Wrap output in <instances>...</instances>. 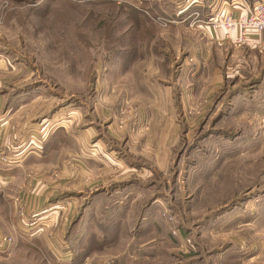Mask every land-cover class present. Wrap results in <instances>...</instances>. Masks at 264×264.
Masks as SVG:
<instances>
[{"label":"rangeland","instance_id":"obj_1","mask_svg":"<svg viewBox=\"0 0 264 264\" xmlns=\"http://www.w3.org/2000/svg\"><path fill=\"white\" fill-rule=\"evenodd\" d=\"M145 10L138 0L1 2L0 54L18 64L6 100L34 105L15 118L20 128L29 118L20 147L39 153L33 170L65 173L56 179L70 193L54 203V225L18 187L0 264H264V241L249 251L243 238L254 210L264 233V43L252 50L239 37V50H224L206 29ZM95 141L131 175L94 211L89 191L75 209V175H88Z\"/></svg>","mask_w":264,"mask_h":264},{"label":"crops","instance_id":"obj_2","mask_svg":"<svg viewBox=\"0 0 264 264\" xmlns=\"http://www.w3.org/2000/svg\"><path fill=\"white\" fill-rule=\"evenodd\" d=\"M5 0H0L1 2H4ZM142 3H144L146 12L153 13L154 16H158L160 18H168V21L171 23L170 26L183 28V26L187 30L196 31L198 29H206L207 32L210 34L211 40H214L213 42H218L219 45H222V48L224 50L227 49V47H231L234 49V51H237L241 44L237 45L235 41H239V34L237 31H229L228 34H226L225 30L228 31L226 28L221 29H214L211 25H209L203 18L206 16L211 17L214 15V13L220 11V10H226L229 13L233 14L234 16H241L245 13L244 9L240 6L241 2H247V3H254L257 0H138ZM149 11V12H148ZM6 12V11H5ZM3 12V13H5ZM2 16V12H0V19ZM2 24V22H0ZM213 29L215 30V34L213 33ZM217 30V31H216ZM206 31L204 30V33ZM212 35V37H211ZM213 38V39H212ZM242 44H247L250 49H256L257 47H260L264 43V33L252 31L249 35V38L245 42H241ZM239 50V49H238ZM203 59V58H202ZM204 60V59H203ZM203 64H205L203 62ZM18 70V64L15 60H12L11 57L8 55H2L0 54V113L3 117V114H7L9 118L7 120H4L3 123H1L0 128V161L2 159H10L12 161V164L9 165H2L0 162V172L4 176V188L0 189V237H2V231L3 229L2 225L5 226H11L14 225L16 220L15 215V204L17 196H19V192H17L18 187L20 186H28L29 196L27 197L26 201L30 204V208L33 210L41 209V208H48L47 214L43 215L41 218L44 219H38V221L45 222V223H52L56 224L57 222H60V224H63L61 221H59V213H57V210H54V203L61 202L63 200L64 196H68L67 194L70 193V191L65 188L63 182L56 179V176L60 178V175L62 177H66V174H55L52 172L47 171H40V170H33L32 167H34L36 159H38L37 155H39L38 152H36L34 149H29V147H20L22 143H24V133L27 128V132L30 129L29 128V118L26 120V125L20 128L19 123H15V118L19 119V112H23L25 109H27L25 112H29L30 114L33 113L32 109L34 105L30 108L29 105H20L19 104V95L17 94L13 100L8 104V96L12 94L10 89V85L7 84L8 81L10 83L11 79L16 75V71ZM27 80H28V74H27ZM23 93H29L28 89L24 90ZM10 94V95H9ZM14 101H17L16 104H13ZM2 121V120H1ZM19 121V120H18ZM44 128L41 130L42 132H45V129L47 126H43ZM20 133H23V137L20 138ZM21 139V140H20ZM18 141H21L20 143ZM92 152L91 155L87 156V162L90 164V168L87 167L89 170L88 175L86 174V171L84 169L80 170V174L77 171L75 175V200L69 201L70 206L71 203L74 202V207L77 209L81 206L85 207V204H82V200L84 199V193L89 191L91 194H96L95 197L90 201L89 206L90 209H97L99 206V195L102 196L103 193L106 192V188L110 185V183H114L113 181L117 182H124L125 179H127L131 172L129 170H126L124 168V159L116 160L113 158L112 153H102L104 151V148L101 146L99 141H95V143H92ZM40 156V155H39ZM49 156V155H48ZM54 159V158H53ZM105 163V164H104ZM21 165H24L21 167ZM101 166V167H100ZM100 167V168H99ZM118 173V174H116ZM86 179V180H84ZM26 182V183H25ZM106 187V188H105ZM33 188V190H32ZM120 203H123L122 200H119ZM87 207V208H88ZM82 209V208H81ZM258 209V208H256ZM50 211V212H49ZM53 213H52V212ZM255 211H258L255 213ZM46 213V212H45ZM70 213V211H69ZM258 213L259 210H254L252 212V215L254 214V217H251L247 223H250V225H253V230L249 233H245L243 238L250 239L249 248L251 250L249 251H255L253 249H258V247L252 243L253 241L263 240L264 241V233L257 231V221H258ZM48 221V222H47ZM40 223V224H45ZM2 224V225H1ZM46 225V224H45ZM120 225H122V222H120ZM29 227V226H28ZM65 228V227H64ZM16 233V234H15ZM15 235H20L21 237L23 234L20 232H17L15 230ZM13 234V233H11ZM13 234V235H14ZM121 234L120 230L118 229L117 235L119 236ZM33 233L32 236L35 238L36 235ZM59 235L60 240L63 242H70L68 237L64 234V230ZM110 234H105L104 237ZM116 235V236H117ZM31 236V237H32ZM16 237V236H15ZM28 237V236H27ZM39 237V236H37ZM260 237V238H259ZM18 238V237H17ZM244 241V240H243ZM244 247H247L245 244ZM74 257L77 255V249L74 248ZM109 255V254H107ZM3 258H5L3 256ZM0 259H2V254L0 253ZM251 260V259H250ZM1 263V262H0Z\"/></svg>","mask_w":264,"mask_h":264},{"label":"built area","instance_id":"obj_3","mask_svg":"<svg viewBox=\"0 0 264 264\" xmlns=\"http://www.w3.org/2000/svg\"><path fill=\"white\" fill-rule=\"evenodd\" d=\"M240 6L245 11L241 16H234L226 10H220L208 20V24L214 29L226 28L228 31H237L242 41H246L252 31L264 33V0H257L254 3L242 1ZM1 183L0 180V185ZM0 239L2 251H5L3 247L10 248L14 244L11 236L5 235Z\"/></svg>","mask_w":264,"mask_h":264}]
</instances>
